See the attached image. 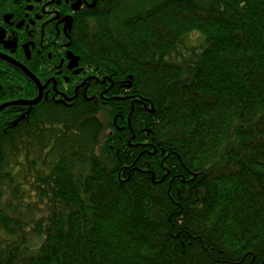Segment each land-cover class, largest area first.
<instances>
[{
	"label": "trees",
	"instance_id": "16d2710c",
	"mask_svg": "<svg viewBox=\"0 0 264 264\" xmlns=\"http://www.w3.org/2000/svg\"><path fill=\"white\" fill-rule=\"evenodd\" d=\"M69 51L0 115V264H264V0L99 1Z\"/></svg>",
	"mask_w": 264,
	"mask_h": 264
},
{
	"label": "flooded vegetation",
	"instance_id": "af4514ba",
	"mask_svg": "<svg viewBox=\"0 0 264 264\" xmlns=\"http://www.w3.org/2000/svg\"><path fill=\"white\" fill-rule=\"evenodd\" d=\"M99 1L0 0V115L17 107L24 116L34 105L20 103L35 101L41 88L48 96L60 76L81 72L68 58L71 33L76 17Z\"/></svg>",
	"mask_w": 264,
	"mask_h": 264
},
{
	"label": "water",
	"instance_id": "95a60500",
	"mask_svg": "<svg viewBox=\"0 0 264 264\" xmlns=\"http://www.w3.org/2000/svg\"><path fill=\"white\" fill-rule=\"evenodd\" d=\"M68 58L71 60V66L72 67H77L78 66V62H79V58L75 57L71 52L68 53ZM40 97H42V88H41V94ZM38 101H33V102H28V103H20V104H25V105H35L37 104ZM8 104V105H12ZM6 107V106H4Z\"/></svg>",
	"mask_w": 264,
	"mask_h": 264
},
{
	"label": "bare ground",
	"instance_id": "6f19581e",
	"mask_svg": "<svg viewBox=\"0 0 264 264\" xmlns=\"http://www.w3.org/2000/svg\"><path fill=\"white\" fill-rule=\"evenodd\" d=\"M42 98L43 97H40V96L39 97H36L35 101H38L37 103H40L42 101Z\"/></svg>",
	"mask_w": 264,
	"mask_h": 264
}]
</instances>
